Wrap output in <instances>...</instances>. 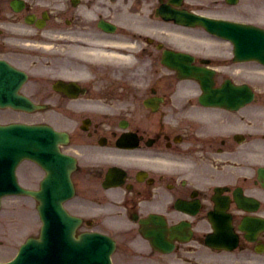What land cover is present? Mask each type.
Here are the masks:
<instances>
[{"label":"flooded vegetation","instance_id":"flooded-vegetation-1","mask_svg":"<svg viewBox=\"0 0 264 264\" xmlns=\"http://www.w3.org/2000/svg\"><path fill=\"white\" fill-rule=\"evenodd\" d=\"M21 1L19 9L14 11L11 0H0V21L18 23L19 29L28 23L27 20L32 21L28 23L30 27L27 32L11 30L12 34L9 35L15 37L19 33L20 36L16 37L23 42L31 39L61 52L60 56L48 57V69L54 73L64 72L66 80L75 79L80 84L79 88L73 86L68 89L72 92L69 97L64 92H58L54 102L55 106L74 107L71 117L80 119L72 123L69 118L65 120L69 123L71 145L70 150H66L77 161L71 177L77 194L82 198L91 195V200L98 201L97 215L91 216L90 224L83 223L82 230L91 228L114 235L134 234L141 227L139 218L150 212L164 213L166 208L172 211L173 202L192 194L209 203L214 185L226 184L224 177L227 171L233 174H241L244 170L248 172L247 167L237 171L233 163L234 152L245 153L248 150L246 129L249 120L245 118L246 114L239 113L233 117L231 110L201 105L196 99L178 92L192 88L198 94L199 83H177L179 90H174L175 82L170 81L166 72L163 75L169 69L161 61L162 49L175 48L174 39L171 40L172 44L168 43V21L165 22L156 14L147 19H135L136 16H142V13L135 11L156 10L165 0H157V3L155 0ZM7 13H11L14 19L7 18ZM103 16L116 23V20L124 22L123 26H136L137 33L132 37L123 35L132 42L125 45L129 49L123 52L124 60L118 57L120 51H115L120 45L117 25L114 31L104 29L99 24ZM42 21L43 29H38L36 26ZM45 28L46 31H43ZM153 31L156 32L155 39L149 36ZM6 32L1 29L0 36H8ZM29 34L30 39L27 38ZM179 42L192 45L190 47L198 53L202 51V56L196 55L199 63L208 52L207 48H202L196 36L180 39ZM221 51L225 53V49ZM87 57H108L111 60L105 59L107 66L97 67L96 61L88 65L85 61ZM210 59L209 64L216 65L223 58ZM231 64L232 61L228 60L226 65ZM221 74L224 79L229 77L234 80L237 75H244L243 79L234 82L250 83L256 89V96L264 100V67L253 63L243 69L228 68ZM45 85L50 86L49 83ZM262 104L248 111L258 112L260 122L264 120V101ZM80 106L108 108L113 114L101 117L88 113L77 114ZM122 123H126L125 128ZM234 127L247 133L245 139L238 141L234 137ZM124 129L131 131L130 142L134 140L132 132L136 137L132 154L117 151L122 150L116 145V140ZM123 143L129 144L127 139ZM256 152L262 156L261 148ZM248 154L240 155L246 158L247 163ZM113 164L123 168V175L114 172L111 180L122 183L116 187H105L106 174ZM252 173H255L254 169ZM252 183L253 186L248 187L237 179L235 185L242 186L249 195L264 202V187L255 179ZM254 186L258 188L257 191ZM118 190L122 191L117 203L107 199ZM230 193V198H233L234 193ZM79 195L69 199L66 205L71 212L83 214V203L76 201L78 197L82 199ZM105 199L109 204L103 202ZM119 210L129 212L120 213ZM259 213L264 215L263 210ZM201 219L198 213L193 223L199 224ZM195 236L196 232L194 244L199 242ZM259 237L261 240H258L257 247L262 248L263 252L250 246L251 242L245 239L248 238L247 234H241L238 246L234 249L240 251V257L229 260L228 264H264V233ZM216 260L210 259L211 263Z\"/></svg>","mask_w":264,"mask_h":264},{"label":"rangeland","instance_id":"rangeland-1","mask_svg":"<svg viewBox=\"0 0 264 264\" xmlns=\"http://www.w3.org/2000/svg\"><path fill=\"white\" fill-rule=\"evenodd\" d=\"M12 113L9 112L7 114L8 119L18 118L19 114ZM22 200V197L18 196L7 197L0 210V260L6 259L15 253L17 246L26 236L23 232L24 229L22 230V228H20V226H24L22 222L14 219V215L17 216V212H19L18 217L23 215L22 207L19 211L17 210L19 204H22ZM11 207L13 208L11 209ZM25 215L27 222L30 223V211H26Z\"/></svg>","mask_w":264,"mask_h":264},{"label":"water","instance_id":"water-1","mask_svg":"<svg viewBox=\"0 0 264 264\" xmlns=\"http://www.w3.org/2000/svg\"><path fill=\"white\" fill-rule=\"evenodd\" d=\"M242 39L240 40H237V43H239ZM246 43H249V44H255V39H249V40H242V44H246ZM6 128H0V132L3 133L5 131Z\"/></svg>","mask_w":264,"mask_h":264}]
</instances>
